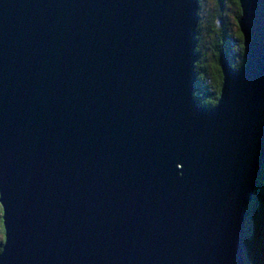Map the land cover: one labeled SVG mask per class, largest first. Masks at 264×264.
Segmentation results:
<instances>
[{
	"label": "water",
	"instance_id": "water-1",
	"mask_svg": "<svg viewBox=\"0 0 264 264\" xmlns=\"http://www.w3.org/2000/svg\"><path fill=\"white\" fill-rule=\"evenodd\" d=\"M194 90L200 0H0V264H245L264 165V0Z\"/></svg>",
	"mask_w": 264,
	"mask_h": 264
},
{
	"label": "trees",
	"instance_id": "trees-1",
	"mask_svg": "<svg viewBox=\"0 0 264 264\" xmlns=\"http://www.w3.org/2000/svg\"><path fill=\"white\" fill-rule=\"evenodd\" d=\"M217 1V9L211 13L210 16H207V22H204L203 19V3L204 0H200V24H199V32L202 33V28L204 27L206 33H208L209 37L212 40V56L214 65L211 66V86L210 89H205L204 82L202 79H206V69H202L203 58L197 62V70H198V87L195 91V95L204 105H215L220 97L221 88L223 85V72L221 67V54L223 52H227L229 56V60L232 65L239 69L243 67L245 64V41L243 34L240 30V26L238 23L240 14H241V5L239 0H221ZM232 8L236 10L235 21L237 25V29L232 32H228V29L223 27L222 29L217 26V19L221 17L224 13H226L227 8ZM201 34H198L199 38V49H201ZM229 39V40H228ZM236 41V45L230 44V41ZM240 49V61H236L235 57L236 52ZM198 50V49H197ZM202 81V82H201ZM203 83V87L202 84ZM201 85V86H200ZM199 95V96H198ZM250 214L247 217L246 227H245V255H246V264H264V167L262 169V176L257 184L256 190L253 194V199L249 204ZM3 207L0 203V225L2 228V232L4 234V226L2 219ZM5 236L2 238V242L0 243V252L2 251V244L4 242Z\"/></svg>",
	"mask_w": 264,
	"mask_h": 264
},
{
	"label": "rangeland",
	"instance_id": "rangeland-1",
	"mask_svg": "<svg viewBox=\"0 0 264 264\" xmlns=\"http://www.w3.org/2000/svg\"><path fill=\"white\" fill-rule=\"evenodd\" d=\"M221 1L223 3V0H221ZM216 9H217V1L216 0H204L203 9H201L203 11V14H204V16H203L204 22H202V23L205 24V22H207V19H208L207 16H210L211 13L214 12ZM226 11H227L226 13H224L221 17H219V19H217V26L220 29L225 27L226 29H228V32L229 31L232 32L233 30L237 29V25H236L237 23L234 20L235 16H236V10L229 7L226 9ZM241 14H242V9H241ZM241 14H240V16H241ZM200 21H201V18L199 20V24H200ZM202 29L204 30L205 28L203 27ZM203 30L201 33V31L199 32V29H198V34L199 33L201 34V36H200L201 49H199V38H198V47H197L198 50L197 51L200 53V59L199 60H201L202 56H204V58H203V65L204 66L202 67V69H206V75H207L206 79H202V81L204 82V87H205V89H210L211 81H212L210 68L212 65H214L213 56H212L213 45L211 43L212 42L211 37H209L208 33H206ZM197 37H198V35H197ZM230 44L235 46L236 41L231 40ZM240 54H241L240 49L238 48V50L236 52V56H234L236 61H240V58H241ZM199 60L197 62H199ZM196 71H197V81H196V87L194 90V95H195V91L197 90L198 83H199L198 82L197 65H196ZM201 85L203 87V83ZM200 104H201V102H200ZM263 167H264V165H263ZM2 238H3V232H2L1 225H0V243L2 242ZM244 238H245V236H244ZM3 244H4V242H3ZM3 244H2V246H3ZM244 247H245V244H244ZM244 258H245V264H246L247 258L245 255V251H244Z\"/></svg>",
	"mask_w": 264,
	"mask_h": 264
},
{
	"label": "bare ground",
	"instance_id": "bare-ground-1",
	"mask_svg": "<svg viewBox=\"0 0 264 264\" xmlns=\"http://www.w3.org/2000/svg\"><path fill=\"white\" fill-rule=\"evenodd\" d=\"M199 29V28H198ZM245 56V55H244ZM245 58V57H244ZM199 96V95H198ZM200 102V101H199ZM243 244H245V240H244V242H243Z\"/></svg>",
	"mask_w": 264,
	"mask_h": 264
}]
</instances>
